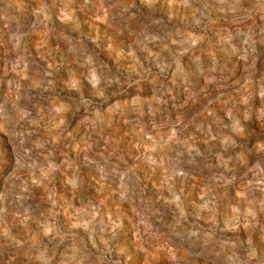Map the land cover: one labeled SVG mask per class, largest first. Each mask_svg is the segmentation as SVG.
<instances>
[{"label":"rangeland","instance_id":"1","mask_svg":"<svg viewBox=\"0 0 264 264\" xmlns=\"http://www.w3.org/2000/svg\"><path fill=\"white\" fill-rule=\"evenodd\" d=\"M0 264H264V0H0Z\"/></svg>","mask_w":264,"mask_h":264}]
</instances>
